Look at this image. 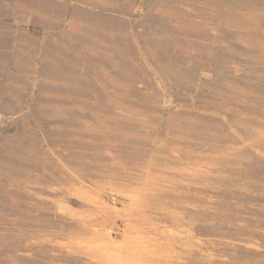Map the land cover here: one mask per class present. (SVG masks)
<instances>
[{
    "label": "rangeland",
    "instance_id": "1",
    "mask_svg": "<svg viewBox=\"0 0 264 264\" xmlns=\"http://www.w3.org/2000/svg\"><path fill=\"white\" fill-rule=\"evenodd\" d=\"M0 264H264V0H0Z\"/></svg>",
    "mask_w": 264,
    "mask_h": 264
}]
</instances>
